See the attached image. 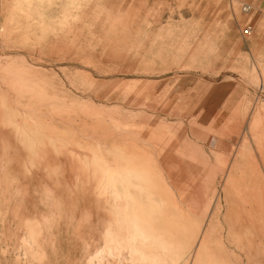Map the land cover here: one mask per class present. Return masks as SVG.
Returning a JSON list of instances; mask_svg holds the SVG:
<instances>
[{"label":"rangeland","instance_id":"374dc122","mask_svg":"<svg viewBox=\"0 0 264 264\" xmlns=\"http://www.w3.org/2000/svg\"><path fill=\"white\" fill-rule=\"evenodd\" d=\"M8 6L0 264H264V3Z\"/></svg>","mask_w":264,"mask_h":264},{"label":"crops","instance_id":"0c3cea01","mask_svg":"<svg viewBox=\"0 0 264 264\" xmlns=\"http://www.w3.org/2000/svg\"><path fill=\"white\" fill-rule=\"evenodd\" d=\"M2 1H4V0H2ZM11 1H13V2L15 1L17 3H20V6L16 7V17L14 18L15 23H12V25L15 24L16 28H20V27H23L24 25L27 26L28 24H30V20L25 22V20L30 19V17H28L29 11L27 10V12H25L26 10H25L24 4H25L26 0H10V1L5 0V5H2L0 7V9L6 10L8 12V9H9L8 4ZM27 1L28 2H40L41 0H27ZM259 1L261 2V4L264 3V0H259ZM86 2H87V0H86ZM21 4H23V5H21ZM8 21H9V15L6 16L4 24L0 26V31H3V28L8 25Z\"/></svg>","mask_w":264,"mask_h":264},{"label":"built area","instance_id":"2783aa9c","mask_svg":"<svg viewBox=\"0 0 264 264\" xmlns=\"http://www.w3.org/2000/svg\"><path fill=\"white\" fill-rule=\"evenodd\" d=\"M246 10H248V9L246 8L245 11H246ZM249 30H250L249 28H246V29H245V33L247 34V33L249 32Z\"/></svg>","mask_w":264,"mask_h":264}]
</instances>
